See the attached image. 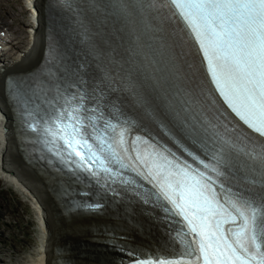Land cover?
Instances as JSON below:
<instances>
[{"label": "snow or ice", "instance_id": "obj_1", "mask_svg": "<svg viewBox=\"0 0 264 264\" xmlns=\"http://www.w3.org/2000/svg\"><path fill=\"white\" fill-rule=\"evenodd\" d=\"M116 5L127 17L139 14L167 53V75L145 76L129 65L125 83L184 155L133 138L134 121L106 115L75 92L59 93L53 111L29 127L69 170L135 186L131 173L151 185L165 213L180 217L179 257L147 264H264V0ZM191 44L199 76L185 50Z\"/></svg>", "mask_w": 264, "mask_h": 264}, {"label": "bare ground", "instance_id": "obj_2", "mask_svg": "<svg viewBox=\"0 0 264 264\" xmlns=\"http://www.w3.org/2000/svg\"><path fill=\"white\" fill-rule=\"evenodd\" d=\"M45 0H36L38 6V26L32 28V39L28 46H19L21 39L18 32L13 30L9 24L2 25L13 34V40L10 43L9 56L0 61V103L4 102L3 95V78L10 73L27 72L38 66L41 60V54L44 47V37L47 33L46 13L43 11V3ZM50 26L57 28V24L51 21ZM118 36L124 39L123 32H118ZM105 37L112 43L117 41L111 28L106 27ZM16 50V52H15ZM19 51V56H14ZM14 56V57H13ZM7 131L4 138H0V158L4 166L5 173L2 176L13 181L16 186L23 190L33 193L37 201L42 207L39 211V220L42 222L40 226V234L38 236V244L35 247L32 264H41L43 258L46 264H59L61 259L66 257H77L66 252L64 244L68 242H77L85 235L82 227L88 220H95V216H79L64 213L62 210L63 200L60 198V191L55 188L48 180L44 173L40 172L36 167L23 161L18 149V142L15 140L14 128L11 122L7 125ZM34 169V170H33ZM143 220L142 218L138 217ZM44 224V226H43ZM88 236L93 239H102L106 237L104 234L90 232ZM93 245L97 244L92 242ZM59 251V253H58ZM22 264V263H21ZM80 264V262H78Z\"/></svg>", "mask_w": 264, "mask_h": 264}, {"label": "rangeland", "instance_id": "obj_3", "mask_svg": "<svg viewBox=\"0 0 264 264\" xmlns=\"http://www.w3.org/2000/svg\"><path fill=\"white\" fill-rule=\"evenodd\" d=\"M22 5L21 0H0V7L9 9L15 17H20L19 12ZM0 16H2V13H0ZM5 16H10L9 12L5 11ZM9 21L11 20L9 19ZM0 25H7V23L2 22ZM20 25V30H16L18 36L20 32L24 34L25 29L30 24L24 20L20 22ZM26 34L27 32L24 36H19L21 39V43L19 42L20 47L24 46L27 42ZM30 36V39H32L33 36ZM0 183L5 189L0 192V258L6 261L11 260L9 261L10 264H21L19 263L21 249L26 251L35 243L33 236L35 232V214L28 208L23 199L7 190L9 189L7 187L8 184L5 185L2 181ZM9 263L5 262V264Z\"/></svg>", "mask_w": 264, "mask_h": 264}]
</instances>
